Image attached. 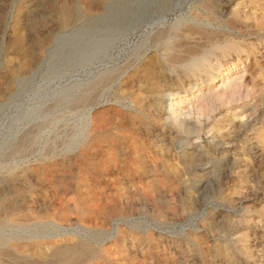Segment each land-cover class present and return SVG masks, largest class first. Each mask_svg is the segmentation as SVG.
<instances>
[{"label": "rangeland", "instance_id": "374dc122", "mask_svg": "<svg viewBox=\"0 0 264 264\" xmlns=\"http://www.w3.org/2000/svg\"><path fill=\"white\" fill-rule=\"evenodd\" d=\"M221 1L0 0V224L58 233L12 240L0 264H54L83 238V264H264V0ZM221 29L245 49L236 102L189 62L214 59Z\"/></svg>", "mask_w": 264, "mask_h": 264}, {"label": "bare ground", "instance_id": "6f19581e", "mask_svg": "<svg viewBox=\"0 0 264 264\" xmlns=\"http://www.w3.org/2000/svg\"><path fill=\"white\" fill-rule=\"evenodd\" d=\"M116 1V0H115ZM113 2H114V0H113ZM165 3H170L169 2V0H165ZM214 3L216 4V6L217 7H220V9L217 11L219 14L224 10V9H226V7L228 6V2H222L221 0H214ZM115 5V4H114ZM204 5V4H203ZM202 5V6H203ZM206 5H207V3H206ZM201 6V7H202ZM201 9V8H200ZM207 9H209V8H207ZM211 10H212V8H211ZM207 11V10H206ZM209 12V11H208ZM210 13V12H209ZM213 14H214V11H213ZM217 14V13H216ZM219 14H217V15H219ZM231 14H233V13H231ZM196 15V14H195ZM108 16V15H107ZM214 16V15H213ZM220 16V15H219ZM97 17V16H96ZM207 17H208V15H207ZM221 17V16H220ZM230 17V16H229ZM209 18V17H208ZM90 19V18H89ZM93 19V18H92ZM212 19V18H211ZM241 19V18H240ZM96 20V19H95ZM219 20V19H218ZM217 20V21H218ZM234 21V20H233ZM101 22V21H100ZM211 22V21H210ZM219 23H221V21H218ZM235 22V21H234ZM233 22V23H234ZM239 23V22H238ZM181 25V24H180ZM179 25V26H180ZM217 25V24H216ZM229 25H230V23H229ZM202 27V26H201ZM237 27V26H236ZM219 28H225V25H223V24H219ZM212 29V28H211ZM231 29V28H230ZM229 29V30H230ZM231 30H234V29H231ZM238 30V29H237ZM241 30V29H240ZM243 30V29H242ZM257 30V29H256ZM255 30V31H256ZM209 31H211L210 29H209ZM221 32H219V33H217V32H214V36H213V38H211L212 39V41H213V43H212V49H211V51H212V54L214 55V59L212 60V59H210V56H207V55H203L201 58H197V57H195L194 55V57L189 61L190 62V66H195V67H197V68H199L200 66V69L199 70H201V69H203V71H201V72H204L206 75H209L210 73H211V75H212V78H213V80H214V83L216 84L215 85V88H213L214 90V97L217 99V100H224V99H230V100H233V101H240V100H242L243 98H248V97H250V94H251V92L250 91H252V90H250V91H247V92H245L244 93V89H243V86H244V83H243V81H242V79H243V76H240V77H237V74H238V72H237V70H239V68H240V64L242 63L241 62V60H242V58H241V53H243L244 51H245V49L244 48H242L241 47V45H238L237 44V42L235 41V38L233 39L232 37H230V35H229V32L227 33V32H225V31H223L222 29L220 30ZM253 31V30H252ZM186 32V31H185ZM243 33V32H242ZM156 34V33H155ZM196 34V33H195ZM204 34H207V33H204ZM257 34V33H256ZM173 35H175V36H178L179 34H175V32H174V30H171V29H168L167 31H161L160 33H159V38H161V39H163V38H166L167 36H173ZM150 36V35H149ZM208 36H210V34L208 35ZM212 36V35H211ZM156 37V36H155ZM186 37V36H185ZM204 37V36H203ZM237 37V36H236ZM172 38V37H171ZM184 38V37H183ZM191 38V37H190ZM199 38V37H198ZM197 38V39H198ZM179 39V38H178ZM241 39V38H240ZM239 39V40H240ZM180 40H181V38H180ZM206 40V39H205ZM177 41V40H176ZM203 42H204V40H203ZM207 42H209L210 43V41H207ZM183 44H184V42H182ZM187 43V42H186ZM198 43V42H197ZM158 44L159 43H157V38H154L153 40H149V48H157V47H159L158 46ZM164 44V43H163ZM162 44V45H163ZM202 44V43H201ZM206 44V43H205ZM203 46V45H202ZM161 47V46H160ZM173 47H175L176 48V46H174V45H169V44H166V47L163 49L164 51H167V50H172V48ZM183 47V46H182ZM147 48V47H146ZM199 49V48H198ZM170 50V51H171ZM159 51V50H158ZM174 51V50H173ZM199 51V50H198ZM197 51V52H198ZM202 51H204V50H202ZM205 51H207V50H205ZM181 52V51H180ZM183 52V51H182ZM139 53H141V52H139ZM167 53V52H166ZM193 53V52H192ZM142 54V53H141ZM164 54V53H163ZM237 55V59H238V61H235V60H233L232 59V57L231 56H233V55ZM187 55V54H186ZM201 55V54H200ZM178 56V55H177ZM179 57H180V55H179ZM161 58V57H160ZM221 58H223V59H221ZM170 60V59H169ZM168 60V61H169ZM214 60H215V62H214ZM185 61V60H184ZM175 63V62H174ZM179 63V62H178ZM159 64V63H158ZM157 64V65H158ZM164 64H165V62H164ZM168 64V63H167ZM153 65V64H152ZM161 65V64H160ZM174 66V65H173ZM151 67V66H150ZM168 67V66H167ZM118 69V68H117ZM156 69V68H155ZM183 69V68H182ZM121 70V69H120ZM161 70H163L162 69V67H161ZM184 70V69H183ZM212 70H214V72H210V71H212ZM244 71V70H243ZM107 72V71H106ZM115 72V71H114ZM130 72V71H129ZM135 72H136V70H135ZM160 72V71H159ZM185 72V71H184ZM197 72V71H196ZM162 73V72H161ZM119 74V73H118ZM128 74V73H127ZM114 75V74H113ZM112 75V76H113ZM122 75H123V73H122ZM151 75V74H150ZM153 75V74H152ZM245 75V74H244ZM108 76V75H107ZM115 76V75H114ZM142 76V75H141ZM164 76V75H163ZM116 77V76H115ZM114 77V78H115ZM152 77V76H151ZM150 77V78H151ZM104 78V77H103ZM113 78V77H112ZM133 78V77H132ZM138 78V77H137ZM154 78V77H153ZM153 78H151L152 80H153ZM99 79V78H98ZM109 79H111V78H109ZM124 79V78H123ZM141 79V78H140ZM155 79V78H154ZM100 80V79H99ZM98 80V81H99ZM105 80V79H104ZM106 80H108V79H106ZM97 81V82H98ZM147 81V80H146ZM162 81V80H161ZM118 83V82H117ZM136 83H138L137 81H136ZM143 83V82H142ZM145 83H147V82H145ZM160 83V82H159ZM98 84V83H97ZM97 84H96V86H97ZM113 84H115V83H113ZM112 84V85H113ZM125 84V83H124ZM123 84V85H124ZM154 84H155V82H154ZM157 84V83H156ZM254 84V83H253ZM86 85V84H85ZM99 85V84H98ZM101 85V84H100ZM118 85V84H117ZM153 85V84H152ZM90 86H91V84H90ZM95 86V85H94ZM115 86V85H114ZM148 86V85H147ZM151 86V85H150ZM161 86V85H160ZM99 87V86H98ZM97 87V88H98ZM109 87V86H108ZM146 87V86H145ZM263 87H264V85H263ZM262 87V88H263ZM88 88V87H87ZM115 88V87H114ZM119 88V87H118ZM261 88V89H262ZM91 89H93V88H91ZM99 89V88H98ZM105 89V88H104ZM142 89V88H141ZM210 89V88H209ZM78 90V89H77ZM89 90V89H88ZM94 90V89H93ZM197 90V89H196ZM199 90V89H198ZM69 91H71V90H69ZM96 91V90H95ZM115 91V90H114ZM117 91V90H116ZM154 91V90H153ZM261 91V90H260ZM259 91V92H260ZM90 92V91H89ZM107 92V91H106ZM133 92V91H132ZM255 92V91H254ZM76 93V91L75 90H73L72 91V93H71V95H74ZM85 93V92H84ZM92 93V92H91ZM99 93V92H98ZM97 93V94H98ZM104 93V92H103ZM137 93V92H136ZM201 93V92H200ZM262 93V92H261ZM79 94H81V93H79ZM88 94V93H87ZM96 94V95H97ZM117 94H118V92H117ZM116 94V95H117ZM138 94V93H137ZM69 95V94H68ZM101 95V94H100ZM114 95V94H113ZM131 95V94H130ZM148 96L150 95V93L149 94H147ZM197 95V94H196ZM200 95V94H199ZM210 96V94L209 93H207V96ZM211 95H213L212 93H211ZM255 95V94H254ZM93 96V95H92ZM112 96V95H111ZM132 96V95H131ZM151 96V95H150ZM257 96H258V94H257ZM63 97V96H62ZM72 97H74V96H72ZM76 97V96H75ZM82 97V96H81ZM80 97V98H81ZM97 97V96H96ZM101 97V96H100ZM100 97H98V98H100ZM115 97V96H114ZM119 97V96H118ZM117 97V98H118ZM121 97V96H120ZM128 97V96H127ZM153 97V96H152ZM260 97V96H259ZM78 98V97H77ZM129 98V97H128ZM158 98V97H157ZM160 98V97H159ZM19 99V98H18ZM115 99V98H114ZM155 99V98H154ZM161 99V98H160ZM159 99V100H160ZM185 99V98H184ZM200 99H203V98H200ZM199 99V100H200ZM76 100V99H75ZM81 100V99H80ZM140 100H142V99H140ZM162 100V99H161ZM183 101L182 99H177V97H175V98H173L172 99V103L171 104H173L174 106L175 105H178L179 103H178V101ZM246 100V99H245ZM244 100V101H245ZM90 101V100H89ZM130 101V100H129ZM154 101V100H153ZM157 101V100H156ZM155 101V102H156ZM204 101H205V99H204ZM76 102V101H75ZM84 102H85V100H84ZM87 102V101H86ZM94 102V101H93ZM74 103V102H73ZM119 103V102H118ZM144 103H145V101H144ZM148 103H150L149 101H148ZM159 103V102H158ZM161 103V102H160ZM159 103V104H160ZM206 103V102H205ZM223 103V102H222ZM241 103V102H240ZM171 104H169V105H171ZM82 105H83V103H82ZM115 105V104H114ZM119 105V104H118ZM152 105V104H151ZM154 105V104H153ZM197 105V109H198V104H196ZM200 105H201V102H200ZM222 104H220V106H221ZM229 105V104H228ZM238 105V104H237ZM92 106V105H91ZM110 106V105H109ZM122 106V105H121ZM146 106H147V104H146ZM194 106V105H193ZM204 106V105H203ZM205 106H207L206 104H205ZM244 106V105H243ZM120 107V106H119ZM134 107V106H133ZM156 107V106H155ZM202 107V106H201ZM214 107V106H213ZM212 107V108H213ZM77 108V107H76ZM75 108V109H76ZM137 108V107H136ZM172 108V107H171ZM221 108V107H220ZM241 108V107H240ZM84 109H86V107L84 108ZM103 109V108H102ZM105 109V108H104ZM115 109V108H114ZM123 109H124V106H123ZM203 109V108H202ZM205 109V108H204ZM230 109V108H229ZM78 110H79V108H78ZM120 110V109H119ZM138 110V109H137ZM176 110V109H175ZM98 111H100V110H98ZM125 111V110H124ZM139 111V110H138ZM141 111V110H140ZM147 111V110H146ZM157 111V110H156ZM173 111V110H172ZM206 111V110H205ZM233 111H234V109H233ZM108 112V111H107ZM134 112V111H133ZM207 112V111H206ZM236 112V111H235ZM111 113V112H110ZM114 113V112H113ZM139 113V112H138ZM146 113V112H145ZM187 113V112H186ZM205 113V112H204ZM243 113V112H242ZM94 114V113H93ZM182 114V113H181ZM180 114V115H181ZM199 114H201L202 115V113H200L199 112ZM198 114V115H199ZM115 115H117V114H115ZM151 115V114H150ZM155 115V114H154ZM187 115V114H186ZM232 115V114H231ZM120 116V115H119ZM192 116V115H191ZM152 117V116H151ZM146 118V117H145ZM174 119H178V118H180V117H173ZM147 119V118H146ZM153 120V119H152ZM151 120V121H152ZM156 120V119H155ZM158 120V119H157ZM85 121H86V119H85ZM84 121V122H85ZM82 122V121H81ZM81 122H80V124H81ZM90 122H91V120H90ZM52 123H54V122H52ZM94 123V122H93ZM122 123V122H121ZM126 123V122H125ZM133 123V122H132ZM136 123V122H135ZM140 123V122H139ZM87 124H90V123H87ZM109 125V124H108ZM82 126V125H81ZM110 126H111V124H110ZM144 126V125H143ZM147 126V125H146ZM77 127V126H76ZM87 127V126H86ZM241 127V126H240ZM42 128V127H41ZM75 128V127H74ZM79 128V127H78ZM98 128V127H97ZM133 128V127H132ZM138 128V127H137ZM148 128H150V127H148ZM43 129V128H42ZM86 129V128H85ZM88 129H89V127H88ZM123 129V128H122ZM128 129V128H127ZM40 130V129H39ZM52 130V129H51ZM129 130V129H128ZM168 130V129H167ZM80 131V130H79ZM85 131V130H84ZM94 131H96L95 130V127H94ZM93 131V132H94ZM104 131V130H103ZM34 132V131H33ZM37 132V131H36ZM35 132V133H36ZM113 132V131H112ZM115 132V131H114ZM117 132V131H116ZM175 132V131H174ZM34 133V134H35ZM71 133V132H70ZM69 133V134H70ZM172 133V132H171ZM78 134V133H77ZM100 134V133H99ZM130 135H131V133H130ZM29 136V135H28ZM36 136V135H35ZM34 136V137H35ZM84 136V135H83ZM123 136H125V135H123ZM137 136V135H136ZM170 136V135H169ZM10 137V136H9ZM33 137V136H32ZM69 138V137H68ZM80 138V136L79 135H75V134H73L69 139H68V144H69V146H70V144H75L76 142H77V140ZM88 138V137H87ZM91 138V137H90ZM133 138H135V137H133ZM20 139V138H19ZM98 139V138H97ZM132 139V138H131ZM18 140V139H17ZM39 140H40V138H39ZM33 141H34V139H33ZM82 141V140H81ZM113 141V140H112ZM144 141V140H143ZM24 142V141H23ZM66 142V141H65ZM87 142V141H86ZM121 142V141H120ZM131 142V141H130ZM125 143V142H124ZM144 143V142H143ZM16 144V143H15ZM30 144V143H29ZM88 144V143H87ZM117 144V143H116ZM132 144V143H131ZM148 144V143H147ZM149 145V144H148ZM65 146V145H64ZM91 146V145H90ZM129 146V145H128ZM9 147V146H8ZM66 147V146H65ZM76 147V146H75ZM124 147V146H123ZM122 147V149H124ZM127 147V146H126ZM130 147V146H129ZM128 147V148H129ZM134 147V146H133ZM20 148V147H19ZM9 149V148H8ZM121 149V148H120ZM121 149V150H122ZM19 150V149H18ZM118 150V149H117ZM120 150V151H121ZM141 150H143L142 148H141ZM9 151H11V150H9ZM14 151V150H13ZM64 151V150H63ZM72 151H73V149H72ZM88 151V150H87ZM124 151V150H123ZM123 151H121V152H123ZM131 151V150H130ZM70 152V151H69ZM154 152V151H153ZM55 153V152H54ZM66 153H67V151H66ZM94 153V152H93ZM125 153V152H124ZM147 153V152H146ZM8 154V153H7ZM73 154V153H72ZM110 154V153H109ZM120 154V153H119ZM123 154V153H122ZM145 154V153H144ZM50 155V154H49ZM48 155V156H49ZM52 155V154H51ZM130 155V154H129ZM74 156H76V155H74ZM99 156V155H98ZM104 156V155H103ZM124 156V155H123ZM105 157V156H104ZM150 157H151V155H150ZM167 157V156H166ZM6 158V157H5ZM12 158V157H11ZM43 158V157H42ZM47 158V157H46ZM79 158V157H78ZM128 158V157H127ZM15 159V158H14ZM19 159V158H18ZM73 159H75V158H73ZM110 159V158H109ZM124 159V158H123ZM12 160V159H11ZM41 160V159H40ZM45 160V159H44ZM97 160V159H96ZM137 160V159H136ZM171 160V159H170ZM131 161V160H130ZM147 161V160H146ZM19 162V161H18ZM132 162V161H131ZM124 163V162H123ZM122 163V164H123ZM133 163V162H132ZM136 163V162H135ZM6 164V163H5ZM87 164V163H86ZM98 165V164H97ZM116 165V164H115ZM141 165V164H140ZM86 166V165H85ZM15 167V166H14ZM17 167V166H16ZM22 167V166H21ZM126 167V166H125ZM124 167V168H125ZM18 168V167H17ZM89 168V167H88ZM127 168V167H126ZM7 169V168H6ZM14 169V168H13ZM16 169V168H15ZM18 170V169H17ZM24 170V169H23ZM86 170V169H85ZM127 170V169H126ZM132 170V169H131ZM135 170V169H134ZM8 171V170H7ZM25 171V170H24ZM91 171V170H90ZM82 172V171H81ZM25 173V172H24ZM109 173V172H108ZM179 173V172H178ZM113 174V173H112ZM25 175V174H24ZM24 175H22V176H24ZM116 175V174H115ZM118 175V174H117ZM147 175V174H146ZM62 176V175H61ZM86 176V175H85ZM106 176V175H105ZM111 176V175H110ZM120 176V175H119ZM59 177V176H58ZM103 177H104V175H103ZM136 177V176H135ZM145 177V176H144ZM147 177V176H146ZM79 178H80V176H79ZM102 178V177H101ZM108 178V177H107ZM92 179V178H91ZM99 179V178H98ZM103 179V178H102ZM145 179V178H144ZM106 180V179H105ZM104 180V181H105ZM110 180V179H109ZM137 180V179H136ZM83 181V180H82ZM86 181V180H85ZM89 181V180H88ZM100 181V180H99ZM114 181H116V180H114ZM128 181V180H127ZM138 181V180H137ZM8 182V181H7ZM51 182V181H50ZM145 182V181H144ZM11 183V182H10ZM53 183H54V180H53ZM90 183V182H89ZM100 183V182H99ZM128 183V182H127ZM136 183V182H135ZM140 183V182H139ZM88 184V183H87ZM106 184V183H105ZM108 184V183H107ZM12 185V184H11ZM14 185V184H13ZM40 185V184H39ZM89 185V184H88ZM91 185V184H90ZM97 185H99V184H97ZM133 185V184H132ZM131 185V186H132ZM141 185H142V183H141ZM165 185H166V183H165ZM73 186V185H72ZM81 186V185H80ZM93 186V185H92ZM136 186V185H135ZM61 187V186H60ZM76 187V186H75ZM82 187V186H81ZM129 187V186H128ZM7 188H8V185H7ZM43 188V187H42ZM62 188V187H61ZM99 188V187H98ZM106 188V187H105ZM132 189V188H131ZM44 190V189H43ZM98 190V189H97ZM40 191V190H39ZM63 191H64V189H63ZM66 191V190H65ZM125 191V190H124ZM127 191V190H126ZM133 191V190H132ZM71 192V191H70ZM117 192V191H116ZM64 193V192H63ZM86 193V192H85ZM22 194V193H21ZM80 194V193H79ZM84 194V193H83ZM119 194V193H118ZM130 194H133V192L132 193H130ZM11 195V194H10ZM9 195V196H10ZM85 195V194H84ZM117 195V194H116ZM33 196V195H32ZM114 196V195H113ZM73 197V196H72ZM108 197V196H107ZM110 197V196H109ZM148 197V196H147ZM75 198V197H74ZM73 198V199H74ZM127 198V197H126ZM69 199V198H68ZM118 200V199H117ZM116 200V201H117ZM145 200V199H144ZM150 200V199H149ZM119 201H121V200H119ZM118 201V202H119ZM131 201V200H130ZM127 202H129V201H127ZM138 202V201H137ZM146 202V201H145ZM152 202V201H151ZM174 202V201H173ZM133 203V202H132ZM147 203V202H146ZM169 203H171V202H169ZM14 204V203H13ZM72 204H73V202H72ZM118 204V203H117ZM139 204V203H138ZM143 204V203H142ZM154 204V203H153ZM152 204V205H153ZM164 204V203H163ZM172 204V203H171ZM124 205V204H123ZM125 205H127V204H125ZM155 205V204H154ZM107 206H109V205H107ZM116 206V205H115ZM159 206V205H158ZM176 206V205H175ZM121 207V206H120ZM130 207V206H129ZM128 207V208H129ZM137 207V206H136ZM147 207V206H146ZM163 207V206H162ZM106 208V207H105ZM108 208V207H107ZM110 208V207H109ZM115 208V207H114ZM123 208V207H122ZM142 208V207H141ZM144 208V207H143ZM66 209V208H65ZM146 209V208H145ZM2 210H3V208H2ZM11 210V209H10ZM63 210V209H62ZM147 210V209H146ZM156 210V209H155ZM66 211V210H65ZM127 211V210H126ZM129 211H130V209H129ZM136 211V210H135ZM161 211H162V209H161ZM18 212V211H17ZM124 212V211H123ZM147 212V211H146ZM157 212V211H156ZM160 212V211H159ZM27 213V212H26ZM30 213V212H29ZM136 214H137V212H135ZM8 214H10V213H8ZM97 214V213H96ZM95 215V214H94ZM138 215V214H137ZM132 216V215H131ZM134 216V215H133ZM143 217H144V215H142ZM146 216H148V215H146ZM16 217V216H15ZM129 217H130V215H129ZM138 217V216H137ZM142 217V218H143ZM36 218V217H35ZM34 218V219H35ZM46 218H47V216H46ZM92 218V217H91ZM97 218V217H96ZM102 218V217H101ZM148 218H149V216H148ZM147 218V219H148ZM39 219V218H38ZM41 219V218H40ZM42 219H44V218H42ZM41 219V220H42ZM53 219V218H52ZM117 219V218H116ZM17 220V219H16ZM23 220V219H22ZM28 220V219H27ZM46 220V219H45ZM94 220V219H93ZM144 220H146V218L144 219ZM11 221H12V219H11ZM24 221V220H23ZM32 221V220H31ZM30 221V222H31ZM129 221V220H128ZM112 222V221H111ZM116 222V221H115ZM121 222V221H120ZM140 222H142V221H140ZM122 223V222H121ZM124 223V222H123ZM147 223V222H146ZM108 224V223H107ZM110 224V223H109ZM143 224V223H142ZM117 225V224H116ZM128 225H129V223H128ZM132 225V224H131ZM76 226H77V224H76ZM113 226V225H112ZM120 226V225H119ZM124 226V225H123ZM136 226V225H135ZM69 227V226H68ZM72 227V226H71ZM75 227V226H74ZM109 227V226H108ZM111 227V226H110ZM145 227V226H144ZM147 227V226H146ZM66 228H67V226H66ZM84 228V227H83ZM86 228V227H85ZM82 229V228H81ZM94 229V228H93ZM102 229V228H101ZM108 229V228H107ZM112 229V228H111ZM126 229V228H125ZM131 229V228H130ZM129 229V230H130ZM80 230V229H79ZM113 230V229H112ZM127 230V229H126ZM89 231V230H88ZM123 231V230H122ZM131 231V230H130ZM65 232H66V230H65ZM82 232V231H81ZM90 232H91V230H90ZM94 232H96V231H94ZM99 232H101V231H99ZM106 232V231H105ZM136 233L138 232V231H135ZM140 232H142V231H140L139 230V233ZM64 233V232H63ZM84 233V232H83ZM107 233H110V231L108 232L107 231ZM56 234H58L57 233V230H56V227L54 226V225H52L51 223H34V224H32V225H29V226H22V225H18V226H15V225H13V223H8V221H5L4 223H1L0 224V255H7V254H9V244H10V242L12 241V240H20V242H21V240L22 239H30V240H32V239H35V238H38V237H43V238H45V237H52V236H55ZM92 235V234H91ZM133 235V234H132ZM146 235V234H145ZM148 235H149V233H148ZM93 236H95V239H97V240H95V241H97V243L99 242V238L101 237V235H100V233L98 234V233H96L95 235H93ZM108 236V235H107ZM139 236V235H138ZM64 237V236H63ZM70 237V236H69ZM89 237V236H88ZM92 237V236H91ZM105 237V236H104ZM117 237V236H116ZM120 237V236H119ZM144 237V236H143ZM90 238V237H89ZM47 239V238H46ZM63 239V238H62ZM66 239V238H65ZM94 239V238H93ZM101 240V239H100ZM104 240V239H103ZM114 240V239H113ZM126 240V239H125ZM52 241H54V240H52ZM146 241V240H145ZM25 242V241H24ZM101 242V241H100ZM124 242V241H123ZM15 243V242H14ZM21 243H23V241L21 242ZM26 243V242H25ZM24 243V244H25ZM49 243V242H48ZM54 243H56V242H54ZM108 243V242H107ZM113 243V242H112ZM116 243H118V242H116ZM145 243V242H144ZM63 244V243H62ZM70 244V243H69ZM124 244V243H123ZM135 244V243H134ZM22 245V244H21ZM27 245V244H26ZM60 245V244H59ZM75 245V244H74ZM119 245V244H118ZM110 246H112V245H110ZM150 247V246H149ZM27 248V247H26ZM110 248V247H109ZM95 245H93V244H91V243H89V241L87 240V239H82L81 240V242H80V244H77V245H75V246H69V247H66V248H61V249H58V250H55L54 252H53V258H54V261H53V263L54 264H83V259L85 258V256H87V254H89V253H93V252H95ZM136 249V248H135ZM23 250V249H22ZM117 250V249H116ZM120 250V249H119ZM127 250V249H126ZM119 252V251H118ZM118 252H116V253H118ZM126 252V251H125ZM110 253V252H109ZM129 253V252H128ZM133 253H134V251H133ZM135 254V253H134ZM15 255V254H14ZM95 255H96V253H95ZM94 256V255H93ZM134 256V255H133ZM136 256V255H135ZM138 256V255H137ZM137 256H136V258H137ZM145 256V255H144ZM45 257V256H44ZM97 257V256H96ZM110 257V256H109ZM131 257V256H130ZM141 257V256H140ZM145 258V257H144ZM9 259H7V261H8ZM48 260H50V259H48ZM47 260V261H48ZM104 260V259H103ZM111 260H113V259H111ZM110 260V261H111ZM115 260V259H114ZM12 261V260H11ZM10 261V262H11ZM42 261V260H41ZM102 261V260H101ZM149 261V260H148ZM22 262V261H21ZM40 262V261H39ZM141 262V261H140ZM116 263H117V261H116ZM131 263V262H130ZM18 264V263H17ZM38 264V263H37ZM85 264V263H84ZM107 264V263H106ZM148 264V263H147Z\"/></svg>", "mask_w": 264, "mask_h": 264}]
</instances>
